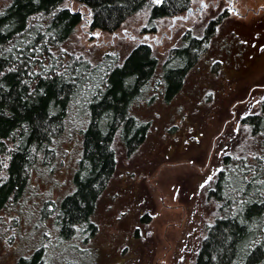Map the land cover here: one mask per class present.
I'll return each mask as SVG.
<instances>
[{
    "label": "rangeland",
    "instance_id": "rangeland-1",
    "mask_svg": "<svg viewBox=\"0 0 264 264\" xmlns=\"http://www.w3.org/2000/svg\"><path fill=\"white\" fill-rule=\"evenodd\" d=\"M233 1L241 13L248 10L246 16L232 13L220 21L178 93L166 102L162 88L150 86L134 102L132 114L141 123L148 122L144 141L128 154L114 140L116 171L91 218L94 233L79 228L74 237L65 239L55 212L75 190L73 177L82 149L77 130L87 123L82 104L70 106L67 128L55 141L56 159L49 165L40 161L33 165L20 204L11 214L1 215L0 264H18L19 258H29L39 248L43 264H193L214 220L217 203L207 198V190L218 161L231 151L241 157L247 137L241 120L256 113L264 97V13L251 12L264 8V0ZM11 2L0 0V12ZM148 18L146 11L136 13L116 34L90 32L82 24L69 43L95 61L108 51L123 58L146 42L158 60V74L169 51L180 45L182 34L189 29L200 37L207 24L197 16L177 23L170 34L171 18H162L155 21L156 32L147 33L148 40L142 32ZM15 214L12 225L7 218Z\"/></svg>",
    "mask_w": 264,
    "mask_h": 264
},
{
    "label": "trees",
    "instance_id": "trees-1",
    "mask_svg": "<svg viewBox=\"0 0 264 264\" xmlns=\"http://www.w3.org/2000/svg\"><path fill=\"white\" fill-rule=\"evenodd\" d=\"M67 1L12 0L0 12V221L2 213L11 214L20 204L33 165L54 162L55 141L67 128L70 106L80 103L87 123L77 130L82 149L75 190L55 212L65 239L79 228L94 233L91 218L116 171L114 140L128 154L144 141L148 122L132 114L134 102L150 86L162 88L166 102L174 97L222 18L200 37L185 35L157 74L158 60L146 42L123 58L108 51L91 61L70 39L82 24L97 34L115 33L142 11L149 15L142 32L153 33L156 20L183 13L191 0H70L74 9ZM241 124L247 128L241 157L223 154L207 190L217 207L193 264H264V97ZM16 214L7 218L12 225ZM42 255L39 248L18 264H43Z\"/></svg>",
    "mask_w": 264,
    "mask_h": 264
},
{
    "label": "flooded vegetation",
    "instance_id": "flooded-vegetation-1",
    "mask_svg": "<svg viewBox=\"0 0 264 264\" xmlns=\"http://www.w3.org/2000/svg\"><path fill=\"white\" fill-rule=\"evenodd\" d=\"M221 4H223V5L225 4V7L223 8ZM260 10H262L264 13V8H260V9L254 10V11L252 10L251 12L257 14L258 11H260ZM247 11L248 10H246L245 14L241 13L239 11V9L236 6H234L233 0H199L197 2V4H193V3L191 4L190 3V6L183 13L176 15V16L169 17V18H171L170 19L171 23L169 26V32L171 34L173 27L177 23H180V24L187 23L191 18H196L197 16L201 17V23H205V21L207 20L206 21L207 22L206 27H207L211 22L215 21L218 18L222 17L221 21L226 19V15L228 17V14L233 13L234 15H236L238 17H245L247 14ZM195 22L198 23V21H195ZM206 27L204 29L203 34H205ZM156 30H155V32H156ZM188 30L184 34H182L181 39H183V37L187 34H189L190 36H193V37H199V36H195L192 33L188 32ZM155 32H153V33H155ZM170 34L166 35L163 33L162 36L163 37H166V36L170 37ZM145 36H146V39L149 40L148 35L146 34Z\"/></svg>",
    "mask_w": 264,
    "mask_h": 264
}]
</instances>
